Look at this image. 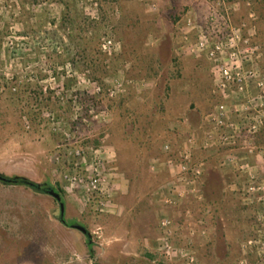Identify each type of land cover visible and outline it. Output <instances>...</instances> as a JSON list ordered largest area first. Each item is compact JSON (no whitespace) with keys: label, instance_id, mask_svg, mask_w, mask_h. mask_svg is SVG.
<instances>
[{"label":"rangeland","instance_id":"obj_1","mask_svg":"<svg viewBox=\"0 0 264 264\" xmlns=\"http://www.w3.org/2000/svg\"><path fill=\"white\" fill-rule=\"evenodd\" d=\"M154 1L158 9L150 11L143 0H0V172L63 188L64 172H75V163L81 162L69 158L68 148L103 149L115 134L120 136L122 126V137L130 140L139 161L136 180L151 190L167 185V173L149 172L157 141H166L169 133L178 132L177 126L187 137L185 112L195 104L204 118L218 93L207 60L177 53L180 33L166 14L175 9L180 16L199 14L203 6L194 0L170 5ZM252 1L258 17L256 40L264 46V0ZM88 17L105 18L106 27L90 24L88 30ZM106 37L114 40L111 52L102 49ZM134 120L140 132L131 135L126 124ZM161 144L166 150V142ZM219 153L211 159L214 170ZM199 155L196 160L209 161ZM226 172L228 192L220 215L230 227L219 230L215 250L226 251L222 239L228 237L227 263L264 264V197L262 202L258 192L243 190L247 175ZM64 197L67 222L88 228L95 256L87 236L59 219L51 195L0 183V264H183L161 254L155 260L116 258L117 251L108 253L106 244L117 234V220L97 210V198L84 209L66 191ZM203 202L205 197L198 203ZM197 217L207 237L191 238L187 244L201 264H223L205 241L211 237L212 221L205 206ZM179 232L178 242L184 243L186 232Z\"/></svg>","mask_w":264,"mask_h":264},{"label":"built area","instance_id":"obj_2","mask_svg":"<svg viewBox=\"0 0 264 264\" xmlns=\"http://www.w3.org/2000/svg\"><path fill=\"white\" fill-rule=\"evenodd\" d=\"M143 1L150 11L158 9L154 0ZM194 1L203 6V10L199 14L188 11L177 21L180 33L177 53L209 62L215 91L223 101L217 102L207 114L206 128L201 133H192L182 145L179 160L170 159L166 165L178 180L191 187L189 192L201 200V190L185 179L192 174L197 180L206 171V164L194 159L193 149L197 146H234L244 134L255 135L264 125V46L256 40L258 17L252 0H235L233 3L229 0ZM113 46L114 40L106 37L102 49L111 52ZM169 149L166 145V150ZM67 154L69 158L81 159L75 163L77 170L64 172L61 180L69 197L78 200L84 209L97 198V210L112 211L116 188L104 149L81 145L68 148ZM158 163V159L153 162L151 170L155 171ZM236 164L237 158L233 154L224 161V165ZM239 170L247 175L248 184L244 182V191L264 190L257 170L242 165ZM178 184L164 186L170 194L167 203L175 204L186 197L187 191ZM160 226L163 232L161 250L169 259L180 260L183 264H201L191 247L174 245V224L169 217H162ZM201 235L207 237L204 226Z\"/></svg>","mask_w":264,"mask_h":264},{"label":"crops","instance_id":"obj_3","mask_svg":"<svg viewBox=\"0 0 264 264\" xmlns=\"http://www.w3.org/2000/svg\"><path fill=\"white\" fill-rule=\"evenodd\" d=\"M170 4L171 2L169 0L165 2V5ZM221 101H223V98L218 95L217 102ZM213 106L205 114L202 126H200L199 129H193L188 122L190 134H188L187 137H184L181 130H179V127L181 126H177V131L180 132L178 134L181 137L179 145L180 151L182 145L185 144L186 140L192 133H201L202 130L206 128L205 118L212 110ZM201 114H203L202 110ZM263 130L264 125L255 135H249L247 133L244 134L241 138H239L238 142L234 146H212L208 148L197 146L193 149V156L195 160L198 156H200L199 154H202V156L204 155L207 160L209 159L207 162L204 161V158L203 160H200L206 164V171L201 178L195 180L192 174H188L185 178L189 184L194 183L198 189L201 190L203 198L205 197V202L203 203H198L200 200L197 199L193 193L189 192L191 187L186 182L178 180V178L169 170L166 162H168L171 158H162L159 156L151 157L149 160L150 174L162 175L167 173L169 176L167 185H171L176 182L179 183V188L187 191L184 199L178 203L170 204L167 203V199L170 197L167 188L159 186L156 190H151L150 188L141 185L139 180V182L136 180V166L139 161L136 155L132 152L130 140L122 137L124 130H122L121 126L117 131L120 133V136L115 134L113 143L110 145L106 144V146L103 147L106 156L111 161L109 171L116 188V193L112 198V211L102 213H105L104 215L106 217L117 220L118 222L117 234L114 237L107 238L108 242L106 245L109 248L108 253L115 249L117 251L116 258L144 257L155 260L156 256L161 254L169 259L161 250L163 232L160 226V219L162 217H169L173 221L174 232L172 241L174 245L190 246L187 242L190 243L193 238L200 237L201 239H204L201 235L203 226H199L197 224V221L199 220L197 213L202 212L203 206H205L207 213H209L212 218L211 224L208 226L211 237L209 240L206 239L205 241H210L207 244H209L210 247L212 246L211 252L213 255L225 260L229 253L228 247L230 240L228 242V237L226 240L221 237L223 238L222 242L225 243V245H228L226 247V251L217 252L214 246L220 239L219 230L222 229L226 231V229L230 227L229 223L226 222L224 217L220 215L221 211H223V206L225 205V193L228 192L226 187V183L228 181L226 171L234 170L242 175V172L239 170V166L241 165L248 166L250 170H257L258 173L260 169L261 174L259 175V178H262L261 180L264 181V141L260 140V134ZM166 145H169L171 148L169 143H166L165 147ZM180 151L177 160L180 158ZM217 152H220L219 154L221 159L218 164L219 168L216 166L217 170H214L215 168H212L210 165L211 163L215 164L216 162H211L213 157L216 159L219 157L218 154H216ZM231 154L236 156L237 164L235 166L224 165L225 159ZM157 159L159 163L157 164L155 171H153L151 170V164ZM212 175H216V179L212 178ZM235 185L237 186V184ZM258 193L260 200L263 202L264 192ZM196 199L198 200L197 203L195 201ZM191 213H193L192 216ZM115 227L116 225L111 229H115ZM180 230L186 232V241L184 243L178 242Z\"/></svg>","mask_w":264,"mask_h":264},{"label":"trees","instance_id":"obj_4","mask_svg":"<svg viewBox=\"0 0 264 264\" xmlns=\"http://www.w3.org/2000/svg\"><path fill=\"white\" fill-rule=\"evenodd\" d=\"M125 1H129V0H125ZM172 1L175 2L176 0H170L171 4H172ZM173 7L176 8L175 5ZM171 8H172V6L169 9L171 10ZM166 14H168L169 16L172 15L174 23H177V21L181 17L180 14L178 15V12H177L176 9L172 10V12L171 11L170 12H166ZM86 19L89 22L88 23V27H87L88 30L90 28V24H91L92 27H95V25H98V26L102 27V29L106 27L105 18H102L99 21L92 20L90 17H88ZM168 51H170V53L172 54V53H174V48L170 47V49ZM168 96L169 95L166 94V97H168ZM152 116H154V114H152L151 117ZM182 118L184 120H188V122L190 123L192 128L195 129V130L199 129V127L202 126L203 117H202V114H201V110L195 104H191L190 105L189 109L185 112V114L183 115ZM147 123H149V122H147ZM147 123L144 124V126H145L144 129L145 130L147 129V126H146ZM154 125L155 124H153V126H151L152 128L151 127L150 128L153 129ZM130 127H131V130H132L131 135H133L134 132H140V131H138L137 120H134L133 122H129V123L126 124V129H129ZM127 132H128V130H127ZM172 134H173V132H172ZM172 134L169 133L170 136L167 137L166 141L165 140L162 141L161 139L157 141V143H159V145L155 146L156 154H153L152 156H159V157H162V158H171L173 160H177L178 159V155H179V151H180L179 150V145H180L181 137L179 136L178 132H176V133L174 132V135H172ZM260 140L264 141V130L260 134ZM162 142H166V143L168 142L171 145V148L168 151H165L164 150V146H162V144H161ZM32 182H33L32 180H30L29 178H27L25 176H20V175L8 176V175L0 172V183H3L5 185H13V186L19 185V186L30 187L31 189H33L36 192H42V193H46L47 194V192L44 191V190H40L38 188L32 187L31 184H30ZM51 187L58 189L59 192L63 196H65V190L59 184L51 186ZM86 240H87V246H88L90 255H92V257H94L95 256V249H94L95 241H93L92 239H90L88 237L86 238ZM221 261L223 262V264H229V263H227L228 261H226V259L225 260L221 259Z\"/></svg>","mask_w":264,"mask_h":264},{"label":"water","instance_id":"obj_5","mask_svg":"<svg viewBox=\"0 0 264 264\" xmlns=\"http://www.w3.org/2000/svg\"><path fill=\"white\" fill-rule=\"evenodd\" d=\"M30 184L34 188H40L42 185L41 183H36V182H32ZM46 192H47V194L54 196L57 200H60V194L57 193L54 190V188H52V187L48 188V189H46ZM61 212H62V214L64 212V204L63 203H61ZM72 227L81 230L88 238H90V239L92 238V233L85 226L80 225V224H74Z\"/></svg>","mask_w":264,"mask_h":264},{"label":"flooded vegetation","instance_id":"obj_6","mask_svg":"<svg viewBox=\"0 0 264 264\" xmlns=\"http://www.w3.org/2000/svg\"><path fill=\"white\" fill-rule=\"evenodd\" d=\"M51 186H52V185H50V184H45V183H44V184H42L41 187L38 188V189L46 191V189L51 188ZM54 190H55L57 193L60 194V200H57L54 196H52V197L54 198V200L56 201L57 205L59 206V210H60V216H59V219H60L64 224H67V225L73 226V225L76 224V223L69 224V223L67 222L66 218H65V207H66V205H65V197L59 192L58 189L54 188ZM61 203L64 204V212H63V214H62V212H61Z\"/></svg>","mask_w":264,"mask_h":264}]
</instances>
